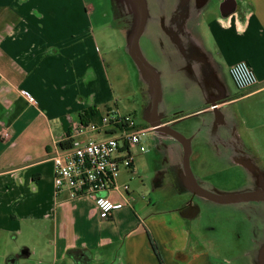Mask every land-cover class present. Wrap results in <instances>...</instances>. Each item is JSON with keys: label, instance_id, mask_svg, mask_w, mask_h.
Masks as SVG:
<instances>
[{"label": "crops", "instance_id": "crops-1", "mask_svg": "<svg viewBox=\"0 0 264 264\" xmlns=\"http://www.w3.org/2000/svg\"><path fill=\"white\" fill-rule=\"evenodd\" d=\"M109 1L110 12L100 15L86 0H0V129L9 132L8 139L0 138L3 264L30 257L33 264H76L71 249L90 253L85 264H213L211 242L192 220L214 202L194 194L191 179L215 193L264 188V0H229L231 11L224 14L223 0L216 9L201 0L202 22L190 25L188 38L156 24L152 37L159 48L150 63L159 83L155 107L152 81L137 70L139 120L135 111L128 114L139 126L160 121L166 128L149 135L154 176L151 189L142 185L146 197L127 183L142 172L135 155L131 169L120 168L128 176L119 170L116 189L108 194L124 207L108 219L99 218L91 199L55 191L51 154L76 123L98 122L118 110L109 67L116 50L119 59L129 56L128 26L118 22ZM99 16L110 18L98 25ZM105 28L117 35L116 48ZM241 60L257 79L246 90H238L228 73ZM144 108H152L153 121L145 119ZM182 143L189 174L183 172ZM158 192L182 200L165 214L152 197ZM259 202L240 203L259 209ZM258 240L252 264H264L258 245L264 237Z\"/></svg>", "mask_w": 264, "mask_h": 264}, {"label": "rangeland", "instance_id": "rangeland-1", "mask_svg": "<svg viewBox=\"0 0 264 264\" xmlns=\"http://www.w3.org/2000/svg\"><path fill=\"white\" fill-rule=\"evenodd\" d=\"M86 2L91 3L95 11L99 12L100 15L105 12L109 13L111 10L109 0H86ZM218 3V0H211L208 3V7L216 9ZM113 4L116 16L115 18L125 27L128 26L132 30V12L129 13V15L126 14L128 10H133L132 2L129 0H113ZM108 18L110 17L105 18L102 16L101 18L99 16V21L96 22V24L103 25L106 23V19ZM156 24L158 25L157 22L153 20L150 21L147 26V33L144 32L139 38L140 51L143 53V57L147 60V62L152 65L156 63L154 56L157 53L156 50L159 48L158 43L154 39L155 36L152 37V35H154L157 31ZM150 29L153 31L152 33H149ZM105 30H107L109 37H111L110 41H112V47L116 48L115 42L117 40V35H114L113 37L112 30L106 28ZM104 44L105 43H100L99 41V47L101 48L102 46L103 48L101 49L108 51L109 44ZM119 55V51L117 50L112 53L114 61L109 67V79L114 92L115 100L118 104V110L115 111L120 115H126L135 111L136 121H138L139 106L142 102L137 79L138 71L130 56L122 54V59H119ZM120 62L121 65L119 64ZM227 80L231 86V80ZM149 146L150 137L146 133L140 137L139 145L132 148V152L138 162V167L142 172L139 171L138 175H134L132 180L127 182L133 189L134 187H140L137 191L140 196L145 197L148 190L143 189L142 185L147 184L149 189H151V178L154 176V172L152 171L154 164V151L153 149H150ZM140 147L143 148V151H140ZM120 174H123L124 177L128 176L124 170H120ZM233 186L234 185H230L228 187L232 188ZM152 197H154L156 203H158V210L163 212L177 207L178 204H180V199L182 200L181 197L176 198L175 196H172L173 198H167L166 194L163 195L159 192L158 194L154 193V196L152 195ZM159 198L161 199L160 201H158ZM205 204H208V206H203L201 208L200 217L192 221L194 227L198 226V229L203 234L202 237L207 238L211 242V245L208 246L210 248L212 263L252 264V258L256 247L254 240L259 239V242L264 237V217L260 216L261 214L258 209L254 208V206L242 203ZM200 205H203L202 202ZM165 214H169V211L165 212ZM249 224L252 225V227H249ZM252 229H254V231L251 232ZM21 260L22 262H28V264L34 263V259L32 257ZM259 261L262 264L263 260ZM0 264H3V260L1 259ZM64 264L70 263L66 261Z\"/></svg>", "mask_w": 264, "mask_h": 264}, {"label": "built area", "instance_id": "built-area-1", "mask_svg": "<svg viewBox=\"0 0 264 264\" xmlns=\"http://www.w3.org/2000/svg\"><path fill=\"white\" fill-rule=\"evenodd\" d=\"M228 73L238 90H246L257 83L246 61L233 63ZM22 93L32 103L36 102L29 92ZM147 132L148 128L139 126L131 115L114 111H107L98 122L76 123L66 136L65 144L49 158L53 165L55 191L64 190L71 199H91L99 218L108 219L113 212L124 207L123 202L112 200L108 194L116 189L120 168L131 169L132 148L139 145L140 137ZM8 137V130L1 128L0 138ZM140 151H143L142 147ZM123 190L127 192L128 186L123 185Z\"/></svg>", "mask_w": 264, "mask_h": 264}, {"label": "water", "instance_id": "water-1", "mask_svg": "<svg viewBox=\"0 0 264 264\" xmlns=\"http://www.w3.org/2000/svg\"><path fill=\"white\" fill-rule=\"evenodd\" d=\"M132 2V30L128 27L127 30V47L128 54L134 62L139 73L145 78H149L152 81V106L155 107L157 103V92L159 88L158 77L153 67L143 57L139 48V38L141 37L147 22L146 4L144 0H129ZM224 10H220L221 14L231 11L229 0H223L222 7ZM130 29V30H129ZM210 104L215 105L216 100L211 101ZM154 109V108H153ZM152 130L162 133L165 129L161 126L160 121H156L151 124ZM187 162V156H186ZM188 164V163H187ZM191 189L194 194L207 199L211 202L218 204H234L247 201H264V188L260 190L248 191V192H235V193H215L201 188L195 180L190 181Z\"/></svg>", "mask_w": 264, "mask_h": 264}, {"label": "flooded vegetation", "instance_id": "flooded-vegetation-1", "mask_svg": "<svg viewBox=\"0 0 264 264\" xmlns=\"http://www.w3.org/2000/svg\"><path fill=\"white\" fill-rule=\"evenodd\" d=\"M115 1V0H114ZM146 4L147 22L146 26L150 21H155L168 33L175 34L180 33L184 37L188 38V28L193 22L198 24L202 22L201 18L202 6L201 0H196L194 5H190L187 0H144ZM127 4V3H126ZM128 5V4H127ZM126 5V6H127ZM114 7V5H113ZM128 7V6H127ZM224 9V6L222 7ZM132 11L128 10L126 14L129 15ZM143 115L146 120L153 121L152 108H144ZM148 128V135L155 133L152 127ZM166 131V128L162 130V133ZM184 150V162L183 172L189 174V166L186 162L187 147L182 143ZM262 206L259 207L258 211L260 216L264 217V203L259 202ZM259 247H264V240L259 244ZM260 261L258 260L259 264ZM261 264V263H260Z\"/></svg>", "mask_w": 264, "mask_h": 264}, {"label": "trees", "instance_id": "trees-1", "mask_svg": "<svg viewBox=\"0 0 264 264\" xmlns=\"http://www.w3.org/2000/svg\"><path fill=\"white\" fill-rule=\"evenodd\" d=\"M61 144L60 146H62ZM153 249L155 250L156 254L158 255V252L156 250L155 245H153ZM25 250H23V253ZM68 255L73 259V261L76 264H85L90 259V253L87 250H81V249H71L68 250Z\"/></svg>", "mask_w": 264, "mask_h": 264}]
</instances>
